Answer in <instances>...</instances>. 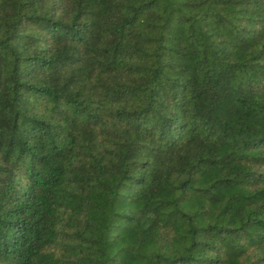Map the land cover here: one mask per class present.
<instances>
[{
	"label": "trees",
	"instance_id": "obj_1",
	"mask_svg": "<svg viewBox=\"0 0 264 264\" xmlns=\"http://www.w3.org/2000/svg\"><path fill=\"white\" fill-rule=\"evenodd\" d=\"M0 264H264V0H0Z\"/></svg>",
	"mask_w": 264,
	"mask_h": 264
}]
</instances>
